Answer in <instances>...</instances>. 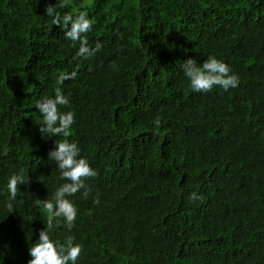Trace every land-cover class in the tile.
<instances>
[{"label":"trees","instance_id":"obj_1","mask_svg":"<svg viewBox=\"0 0 264 264\" xmlns=\"http://www.w3.org/2000/svg\"><path fill=\"white\" fill-rule=\"evenodd\" d=\"M56 3L0 0V264L31 259L48 219L36 200L67 182L48 157L65 139L98 173L66 197L71 230H48L82 247L76 264H264V0H66L61 17L94 21L89 59L46 15ZM209 56L237 87L191 89L181 65ZM57 87L68 137L40 131L36 102ZM13 174L29 181L10 201Z\"/></svg>","mask_w":264,"mask_h":264},{"label":"clouds","instance_id":"obj_2","mask_svg":"<svg viewBox=\"0 0 264 264\" xmlns=\"http://www.w3.org/2000/svg\"><path fill=\"white\" fill-rule=\"evenodd\" d=\"M66 0H57L55 5L46 6V15L53 17L52 24L65 29V38L72 41H79V50L76 53L77 58L89 59L101 51L102 44L97 42L95 47H90L86 33L92 30L94 21L88 18L86 12H79L75 18L72 14H64L61 17L57 8H64ZM184 75L190 82V87L195 92L207 93L214 87H219L225 91L235 88L239 84V77L231 72L230 67L225 62L214 56H209L202 64L195 59L189 58L181 65ZM76 71L71 73H61L56 83L62 85L64 81L75 79ZM68 98L63 94L60 87L55 90L54 98H43L36 102V109L42 116L40 131L42 135L64 136L71 135V126L75 123V114L72 111L62 113L60 106H67ZM155 123L159 125V118ZM55 149L48 153L49 160L55 162L60 171V180L67 181L63 183L54 193L53 203L50 200H36V204L43 207L48 213L46 228L39 232V242L33 244L30 249L31 259L28 264H76L82 247L73 243V237H68L63 244L57 246L48 234V230L53 227L55 218H63L68 229L74 226L77 217V208L68 200L67 196H73L81 189H84L83 196L87 198L90 188L85 183L88 179L98 175L82 157H79L80 148L77 143L68 140L55 141ZM79 157V158H78ZM23 174H13L7 183V190L10 193L9 200L14 201L17 197L18 186L28 183ZM202 197L196 193L190 195V199L196 200ZM94 203H99L96 199ZM7 207L10 212L12 204L9 202Z\"/></svg>","mask_w":264,"mask_h":264}]
</instances>
